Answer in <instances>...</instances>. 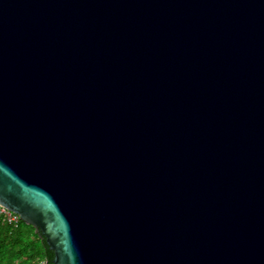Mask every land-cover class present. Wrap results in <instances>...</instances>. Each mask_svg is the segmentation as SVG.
<instances>
[{
    "label": "water",
    "instance_id": "1",
    "mask_svg": "<svg viewBox=\"0 0 264 264\" xmlns=\"http://www.w3.org/2000/svg\"><path fill=\"white\" fill-rule=\"evenodd\" d=\"M0 205L53 264H264V0H0Z\"/></svg>",
    "mask_w": 264,
    "mask_h": 264
},
{
    "label": "trees",
    "instance_id": "2",
    "mask_svg": "<svg viewBox=\"0 0 264 264\" xmlns=\"http://www.w3.org/2000/svg\"><path fill=\"white\" fill-rule=\"evenodd\" d=\"M52 258L53 251L32 225L21 219L11 224L0 215V264H36L41 259L53 264Z\"/></svg>",
    "mask_w": 264,
    "mask_h": 264
},
{
    "label": "built area",
    "instance_id": "3",
    "mask_svg": "<svg viewBox=\"0 0 264 264\" xmlns=\"http://www.w3.org/2000/svg\"><path fill=\"white\" fill-rule=\"evenodd\" d=\"M0 215L4 218L5 221L11 224L17 223V221L20 219L17 213L12 212L1 205H0ZM36 264H47V261L46 259H41Z\"/></svg>",
    "mask_w": 264,
    "mask_h": 264
}]
</instances>
